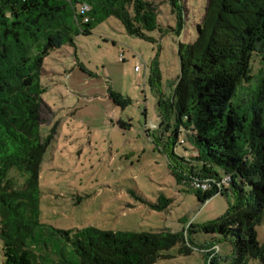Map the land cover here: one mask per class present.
<instances>
[{
	"label": "trees",
	"instance_id": "16d2710c",
	"mask_svg": "<svg viewBox=\"0 0 264 264\" xmlns=\"http://www.w3.org/2000/svg\"><path fill=\"white\" fill-rule=\"evenodd\" d=\"M167 1L183 26L180 0ZM85 5L87 14L81 13ZM110 17L132 36L145 38L159 28L158 5L149 0H0L3 264H154L177 245L181 253L191 249L185 231L58 229L41 222L39 171L49 143L40 134L45 58ZM178 53L181 75L159 107L169 119L176 115L175 135H187L179 144L190 143L195 155L173 156L178 167L193 163L191 168L215 182L201 183L211 185L206 191L181 169L173 173L191 182L203 204L216 194L231 193L229 212L203 229L231 238L238 264L264 259L256 230L264 220V0H208L196 40L180 43ZM257 57L261 67L254 74ZM149 83H160L157 66ZM114 98L124 100L117 93ZM11 169L29 174L24 188L15 186ZM160 201L155 208L170 202Z\"/></svg>",
	"mask_w": 264,
	"mask_h": 264
},
{
	"label": "rangeland",
	"instance_id": "374dc122",
	"mask_svg": "<svg viewBox=\"0 0 264 264\" xmlns=\"http://www.w3.org/2000/svg\"><path fill=\"white\" fill-rule=\"evenodd\" d=\"M149 1L158 5L159 28L145 38L130 35L110 17L45 58L40 134L49 143L39 171L41 222L58 229L185 231L189 253L177 245L154 264H238L232 239L203 229L229 212L233 195L219 193L203 204L191 182L173 173L181 169L193 181H214L191 168L193 163L178 167L173 153L194 156L193 146L179 144L186 133L177 137L176 115L169 119L159 107L160 98L174 93L181 75L179 45L196 40L208 0H180L183 26L170 2ZM155 66L160 83L153 87ZM260 67L257 57L254 74ZM115 93L124 100L118 103ZM9 177L24 188L29 174L11 169ZM161 198L169 204L155 208ZM256 230L264 247V220ZM3 258L0 237V264ZM246 264L264 259L251 257Z\"/></svg>",
	"mask_w": 264,
	"mask_h": 264
},
{
	"label": "built area",
	"instance_id": "2783aa9c",
	"mask_svg": "<svg viewBox=\"0 0 264 264\" xmlns=\"http://www.w3.org/2000/svg\"><path fill=\"white\" fill-rule=\"evenodd\" d=\"M90 10V7L88 6V5H85L84 7H83V9L81 10V13H83V14H87V12ZM89 20V18L88 17H86L85 18V21L87 22ZM136 70H140V66L138 65L137 67H136ZM182 142H184L183 140H182ZM197 184H196V187L198 188V187H201L200 189H203V190H205V189H207L208 188V186H210L211 187V185H209V184H201V183H205V182H196ZM210 189V188H209Z\"/></svg>",
	"mask_w": 264,
	"mask_h": 264
}]
</instances>
